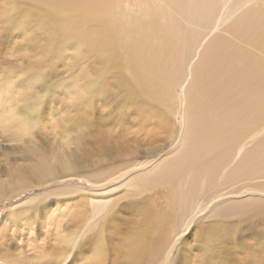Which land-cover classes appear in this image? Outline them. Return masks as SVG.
<instances>
[{
    "label": "rangeland",
    "instance_id": "obj_1",
    "mask_svg": "<svg viewBox=\"0 0 264 264\" xmlns=\"http://www.w3.org/2000/svg\"><path fill=\"white\" fill-rule=\"evenodd\" d=\"M257 2L0 0V244L5 236L13 237L15 244L11 250L16 253L4 262L22 264L23 259V264H48L52 259L46 255L47 244L64 241L72 236L78 222H89L93 217L98 220L113 208L121 214L120 206L136 210L147 202L144 205L149 204L155 210H179L173 197L167 196L165 184L154 189L152 179L161 170L154 168L181 152L189 130L197 126L202 128V134L211 130L212 125L204 123L198 115L199 84L198 91H194L211 63L210 58L202 63L207 43L214 39L222 43L218 47L239 48L247 59L261 57L253 42H245L235 32L248 10L253 15L259 14ZM133 41L148 52L134 66L139 69L137 73L131 67L117 64ZM199 62L201 65L195 70ZM141 71L153 76V88L159 98L151 99L141 92ZM127 79L133 89H138L135 95L129 92ZM92 80L97 83L107 80L112 93L100 91L99 83L95 90L100 93L93 95ZM145 81L144 75L142 83ZM217 103L210 100L206 116L211 115ZM241 113H247V109ZM152 127H165L167 140L139 144L140 139L158 133ZM251 128L258 129L255 125ZM263 130L240 145L245 146V152L264 138ZM116 138L120 149L115 153H124L128 158L125 162L111 161L107 149L102 147ZM162 143L167 149L159 153L158 163L152 170H141L130 189L125 185L116 189L120 184L113 187L116 183L112 181L107 185L93 182L98 180L97 176H108L109 181L123 172L126 177L122 178L127 180L128 175L137 172L129 171L138 159L144 164L142 154L146 149L151 151ZM238 148L232 162L217 178L218 188L226 192L218 191L214 198L190 207L185 220L187 224L194 215L205 211L192 222L194 226L190 225L201 228L200 237L215 252L227 242V234L211 225L207 212L209 208L215 212L243 198L223 195L232 186L240 185V182L229 187L223 184L241 156ZM52 165L54 175L58 177L56 173L61 171L68 176L54 178L50 174ZM70 167L80 172L74 174ZM41 173L44 179L39 178ZM122 178L115 180L122 183ZM186 178L183 172L181 181ZM114 203L117 205L112 208ZM28 208L32 210L30 213L39 211L34 222L26 216L16 223L10 222L14 212ZM254 228L259 227L254 224ZM190 232L189 228L187 236ZM106 236L105 257L112 248ZM215 238L221 239L222 244L216 246L212 241ZM261 239L264 243V238ZM83 241L86 242V237ZM203 249L200 241L188 239L183 251L193 260ZM255 257L256 264H264V257ZM76 262L93 264L83 263L89 262L86 259Z\"/></svg>",
    "mask_w": 264,
    "mask_h": 264
},
{
    "label": "bare ground",
    "instance_id": "obj_2",
    "mask_svg": "<svg viewBox=\"0 0 264 264\" xmlns=\"http://www.w3.org/2000/svg\"><path fill=\"white\" fill-rule=\"evenodd\" d=\"M255 1H258L260 6L257 9L259 14L253 15L248 10L245 19H242L243 21L236 26L235 32H239L238 36L243 37L245 42L247 40L253 42V46H256L261 52V57L247 59L248 57H244L239 48L228 49L227 47L223 48V45L218 47V44L222 43H218L214 39L210 40L204 48L202 63L209 58L211 63L207 67L206 73L197 81L194 91H198L199 84L200 102L198 105L200 109L198 115L203 118L204 123L208 122L212 125L211 130L206 134H202L200 126L192 128L191 132L189 130L181 152L175 158L165 162L158 163L159 153L166 150L167 145L164 146L162 143L151 151L146 149L142 154L144 164L135 158L137 162L129 172H137L131 176L128 175L127 180L122 178L125 175L123 172L109 181L106 179L108 176H97L98 180L93 181L102 182L104 185L112 181L116 183L113 184V187L120 184L115 187L116 189L123 185L130 189L131 185L137 182V177L142 173L141 170H152L158 163L154 171L159 168L161 170L152 179L155 184L153 187L157 189L158 186L162 187V184H165L168 187L167 196L169 194L173 197L175 203L180 206L179 210L172 212L155 210L149 204L144 205L147 202H142L143 207L139 206L136 210H125L120 206L119 210L122 211L120 214L114 210L113 207L117 205L114 203L113 206L111 205L113 210L106 212L100 219L97 220L93 217L89 222L85 220L78 222L72 229L71 237H65L64 241L55 240L56 242L53 244H47L48 253L46 252V255L52 259L48 264H76L78 259H86L89 262L83 263L92 261L93 264H256L255 255L264 257V248L261 247L264 244L263 239H261L264 238V138L257 141L246 152L245 146H240L247 137L264 129V0H260L261 3L259 0ZM125 52V57L117 64L131 67L137 73L139 69L136 70L134 66L143 61L148 54L147 50L133 41L132 45L125 48ZM108 53L111 54L112 52L108 51ZM196 64L195 70L201 63ZM144 75L146 81L142 83ZM140 80L141 92L144 96L146 95L151 99L159 98L156 88H153V76L150 73L141 71ZM127 82L130 85L128 87L129 92L135 95L138 89H133L128 79ZM99 83L101 82L97 83L92 80L93 95L100 93L95 90ZM109 86L107 80L103 81L99 85L100 91L105 90L111 94L112 91H109ZM210 100L218 101V103L211 115L206 116ZM245 109H247V113H241ZM254 125L258 129L253 130L251 127ZM152 130H157L158 133L151 138L140 139L139 144L151 145L167 140L164 136L167 134L165 127H152ZM155 138L158 139L154 141ZM118 140L119 138H116L112 142H105L102 147L107 149L111 161L119 159L125 162L128 158L124 156V153H115V150L120 149L117 145ZM123 147L126 146L123 145ZM237 148L238 153L242 151L241 156L229 175L226 176L223 184H228L227 187H229L240 182V185L238 188L232 186L228 193L223 195L226 197L240 195L243 198L232 201L225 207L216 209L215 212H211V208L208 209L207 214H209L208 218L211 219V225L227 234L225 238L227 242L224 241L223 244L219 238L212 240L215 241L216 246L222 244L217 248L218 252H215L212 245L206 246L203 236L200 237L201 228H193L192 222L199 219L205 211L198 216L194 215L187 224L185 220L190 214V207L196 206L198 203L210 199V197L214 198L218 191H225L218 188L217 178H219L224 167L232 162L237 154ZM206 150L207 152L199 157ZM134 155L131 157L134 158ZM121 157H125V159ZM77 164L83 165L79 161ZM83 167L85 168V166ZM70 169L74 174L80 172L76 168L70 167ZM37 170V165H35L34 172ZM53 172L54 165H52L50 173L54 178L68 176L62 175L60 171L56 173L57 177ZM183 172L187 177L185 181H181ZM119 177L124 182L118 183L115 180L120 179ZM39 178L44 179L45 177L41 173ZM252 179L257 180L253 181ZM242 189L244 190L241 191ZM108 193H110L109 190H107ZM250 194L253 195L250 196ZM29 205L30 207L33 206ZM34 211V213H30L32 210L28 208L19 211L20 213L14 212L10 216V222L16 223L20 217L24 216L34 222L33 219L39 213L36 209ZM191 223L193 226L190 225ZM254 224L259 228H254ZM189 228L190 234H192L191 238L190 234L188 236L186 234ZM105 234L107 235L108 246H112V248L110 247L111 253L106 257ZM85 237L86 242H82ZM188 239L193 240V242L198 240L200 246L204 247L202 253H199L193 260L189 259L186 251H183ZM13 240V237L9 235L2 238L0 264H7L4 262L6 258L16 255L15 250H11L15 244Z\"/></svg>",
    "mask_w": 264,
    "mask_h": 264
}]
</instances>
